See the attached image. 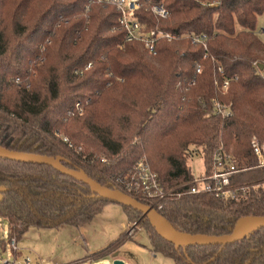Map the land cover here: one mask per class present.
I'll return each instance as SVG.
<instances>
[{
    "label": "trees",
    "instance_id": "1",
    "mask_svg": "<svg viewBox=\"0 0 264 264\" xmlns=\"http://www.w3.org/2000/svg\"><path fill=\"white\" fill-rule=\"evenodd\" d=\"M140 4L137 21L176 36L159 41L155 55L126 41L113 6L0 0V147L82 171L153 207L180 235H229L240 218H264V168H256L251 148L252 137L264 144V42L257 31L264 0ZM153 4L166 8L165 20L152 15ZM201 35L205 48L192 42ZM222 76L230 79L224 92L214 85ZM214 101L230 105L232 116H216ZM192 150L201 156L205 176L219 152L248 168L224 188L233 196L188 193ZM141 161L171 192L155 205L116 182ZM0 187V220L7 222L9 242L31 227L81 229L116 203L49 166L2 157ZM121 206L128 222L140 221L154 250L174 264H264V228L224 247H175L141 213Z\"/></svg>",
    "mask_w": 264,
    "mask_h": 264
},
{
    "label": "rangeland",
    "instance_id": "2",
    "mask_svg": "<svg viewBox=\"0 0 264 264\" xmlns=\"http://www.w3.org/2000/svg\"><path fill=\"white\" fill-rule=\"evenodd\" d=\"M257 31L264 42V15L257 18ZM189 164L194 178H204L202 159L195 150L190 154ZM133 223H137V229L126 233ZM2 240L5 246L0 245V264L26 257L31 264H40V260L48 264H111L114 254L124 264H174L154 250L145 227L140 221L129 223L123 207L117 203L107 204L82 231L69 226L31 227L17 240L20 250L17 253L11 252L7 222L0 220V243Z\"/></svg>",
    "mask_w": 264,
    "mask_h": 264
},
{
    "label": "built area",
    "instance_id": "3",
    "mask_svg": "<svg viewBox=\"0 0 264 264\" xmlns=\"http://www.w3.org/2000/svg\"><path fill=\"white\" fill-rule=\"evenodd\" d=\"M93 3L105 6H113L120 13V25L125 31V39L127 42L140 43L150 54L155 55L156 44L163 40L166 42H172L176 39V36L162 31L151 29L148 30L145 25L137 21L134 17V13L140 9V0H92ZM150 12L156 18L165 20L169 13L162 4H153L150 7ZM206 37L204 35L193 37V43H201L204 48V42ZM90 65L87 67L89 68ZM200 72V68H197V73ZM221 74V69H218ZM230 79L224 76L218 79L215 77L214 85L222 92L226 91L229 87ZM194 83H191L193 85ZM213 113L222 118H230L232 111L230 105L220 104L213 102ZM251 148L256 158V168H264V144H260L256 137L251 139ZM213 171L210 175L204 176V178H194L191 182V188L189 194L197 195L201 193H214L216 197L229 198L233 196V193L229 190H224L229 185V179L231 176L238 173H242L248 170L245 166H239L235 163L231 156L224 153H216L213 156L212 162ZM116 182L123 185L126 190L135 191L143 198L149 200L151 203L157 204V202L171 192H164L160 185L157 175L151 171L149 166L141 161L133 170L124 177L117 178ZM153 208V207H151ZM154 209V208H153ZM155 210V209H154ZM156 211V210H155ZM130 229L127 227L126 233H132L137 229V223H133ZM11 252H19L17 246V240L13 238L10 241ZM14 259V258H13ZM2 264H31L29 257H26L22 261H6ZM40 264H48L43 260H40Z\"/></svg>",
    "mask_w": 264,
    "mask_h": 264
},
{
    "label": "water",
    "instance_id": "4",
    "mask_svg": "<svg viewBox=\"0 0 264 264\" xmlns=\"http://www.w3.org/2000/svg\"><path fill=\"white\" fill-rule=\"evenodd\" d=\"M0 157L18 163L46 165L53 168L62 175H65L67 177H70L74 180H77L87 185L90 188V190L100 198L108 199L110 201L116 202L120 205H124L141 213L142 216L148 221L152 229L156 232V234L161 239H163L167 243L174 245L175 247H181V246L224 247L227 245H232L237 243L250 232L264 228V218L243 217L237 221L232 233L226 236H220V237L184 236L176 233L173 229H172L173 234H171L165 231L157 223V221L161 219V217L153 208L133 200L131 197H129L128 195L122 192L112 191L99 185L82 171L67 169L60 163L59 160H56L51 157L40 156V155L13 152L3 149L1 147H0ZM4 191L5 188L0 187V200L2 199V193ZM111 261H112L111 264H124L121 260L118 259L117 254H114L111 257Z\"/></svg>",
    "mask_w": 264,
    "mask_h": 264
},
{
    "label": "bare ground",
    "instance_id": "5",
    "mask_svg": "<svg viewBox=\"0 0 264 264\" xmlns=\"http://www.w3.org/2000/svg\"><path fill=\"white\" fill-rule=\"evenodd\" d=\"M157 223L167 232L173 234L172 228L162 219H159Z\"/></svg>",
    "mask_w": 264,
    "mask_h": 264
},
{
    "label": "crops",
    "instance_id": "6",
    "mask_svg": "<svg viewBox=\"0 0 264 264\" xmlns=\"http://www.w3.org/2000/svg\"><path fill=\"white\" fill-rule=\"evenodd\" d=\"M79 230H81V231H82V230H84V227H83V228H81V229H79Z\"/></svg>",
    "mask_w": 264,
    "mask_h": 264
}]
</instances>
